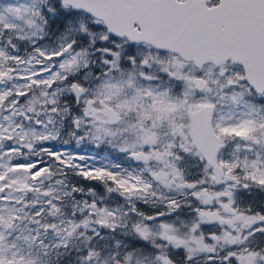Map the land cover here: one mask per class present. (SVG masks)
Here are the masks:
<instances>
[{"label":"rangeland","instance_id":"1","mask_svg":"<svg viewBox=\"0 0 264 264\" xmlns=\"http://www.w3.org/2000/svg\"><path fill=\"white\" fill-rule=\"evenodd\" d=\"M33 1L0 2V38H4L3 30L12 35L4 21L17 28L13 35L20 41L11 51L5 45L9 40L0 39V98L11 95L6 103L12 108L5 109L0 101V154L2 148L11 154L0 157V259L9 264L44 259L42 253L49 247L51 253L61 247L68 249L81 237L84 249L89 245L81 264H178L171 260L170 252L183 250L187 259L200 256L202 250L207 253L212 247L205 242L207 213L220 203L233 204L232 197L243 192L240 188L218 192V182L240 175L243 181L264 187V110L261 104L246 99V95H255L251 87L244 82L228 85L227 80L238 78L237 74L227 78L202 66L198 72L184 60L150 50H141L126 62L128 45L110 39L97 20L89 22L60 0H46L49 16H67L59 39L38 44L33 34L45 28L25 12ZM41 15L46 16L43 11ZM22 19L31 26L27 28ZM79 31H92L97 44H88L94 47L93 66L75 76L84 77L80 84L88 96L101 98L124 113L125 119L116 126L101 113L95 119L89 111L92 118H85L86 98L79 105L69 104L75 99H67L69 85L52 82L58 74L64 76L61 68L75 72L87 63L88 52L75 46L83 43L73 35ZM123 63L127 66L121 67ZM159 70L162 76L157 75ZM148 72L153 75L151 80ZM199 74L207 80L200 91L194 82ZM172 89L177 93L171 94ZM196 92H200L199 98ZM208 102L218 105L214 128L231 145L220 159L225 169L220 175L204 163L205 157L191 135V112ZM74 125L78 127L77 146L72 148L64 136L57 137L61 129L75 133ZM95 143L106 154L99 157L89 147ZM178 149L182 154L176 152ZM179 165L187 171L198 170L197 181L186 180V171ZM54 171L63 176L52 177ZM42 172L44 178L35 180ZM206 177H210V184L202 186ZM37 181L38 186L42 182V188L28 193L26 188ZM145 200V205L158 209L154 215L140 214L145 208L139 203ZM34 203L36 210L44 208L50 213L46 231H41L40 222L35 228L14 225L15 218L27 215L33 209L25 207ZM67 207L83 214L78 219L68 217L65 225L66 218L59 212ZM245 215L240 214L237 221L250 225L261 218L259 213L252 214L251 220ZM212 233L210 237L215 239ZM133 239L152 242L154 249L149 245L145 249L133 247ZM255 257V253L241 254V264H253Z\"/></svg>","mask_w":264,"mask_h":264},{"label":"water","instance_id":"2","mask_svg":"<svg viewBox=\"0 0 264 264\" xmlns=\"http://www.w3.org/2000/svg\"><path fill=\"white\" fill-rule=\"evenodd\" d=\"M64 1L73 9H86L104 19L109 31L118 37L145 40L186 59L194 58L199 64L208 60L219 64L227 59L240 62L245 68L246 80L258 91H264V14L261 11L264 3L256 4L257 10L246 0H222L215 8H207L205 0H125L130 7L124 0ZM141 2H146L151 17L140 13L142 7L138 9V5ZM135 22L142 30L134 27ZM197 81L202 88L205 82ZM81 92L82 89L74 84L73 93L77 100ZM94 102V99L86 102V118L90 110L94 118L98 117L99 109L91 107ZM100 103L104 105L110 123L119 120L113 107L103 101ZM212 111L211 104L195 111L192 136L196 147L220 175L223 171L217 163V154L221 143L213 129ZM208 219L211 223L223 220L215 212L208 214Z\"/></svg>","mask_w":264,"mask_h":264},{"label":"trees","instance_id":"3","mask_svg":"<svg viewBox=\"0 0 264 264\" xmlns=\"http://www.w3.org/2000/svg\"><path fill=\"white\" fill-rule=\"evenodd\" d=\"M51 21L54 24V22H56L57 20L53 19ZM2 33L6 34L7 32L3 31ZM70 98L73 99L72 94L70 95ZM70 104L74 105V99L70 102ZM185 171L186 172H185L184 178L186 180H188L189 182H196L200 176V173L198 172V170H193V171L185 170ZM209 179H210L209 177H206L204 182L209 181ZM201 182H202V180H201ZM255 191H254L255 193L248 200L245 201L247 205H248V202L251 201L252 199H254L258 193H260L262 196H264V187L259 188V186H255ZM144 202L146 203L147 201L145 200V201L139 203L140 205H142L143 208H145V209L140 210L141 214L150 215V214L155 213L158 210V209L153 208L152 206L145 205ZM151 210L153 212L149 213V211H151ZM261 210H264V204H263V207ZM33 213H34V211L30 212L31 217H33L35 214H37V213H34V215H33ZM44 214L46 215L45 212H42L38 216L41 217V219H43L45 217ZM68 215L73 216V217H81L82 213H76L73 210H69ZM48 217H49V215H48ZM45 219L47 220V218H44V220ZM134 240H136V239L132 240V242H134V243H132L133 247L145 249L146 245H149L151 248L154 249L155 245L152 242H151V244H149V243H146V242L140 241V240H136V242H135ZM86 245H88V244H86ZM88 249H89V245H88V248L84 249V238L82 237V239H79L72 247H70L68 249L61 247V248H57L53 253H51V249L49 247L46 252L42 253L44 255V259H38V260L29 259V260L20 261L19 264H81V259L83 256L82 254L87 252ZM128 249H129V247L126 249V251ZM182 253H184V255H185V252L183 250H178V251L170 252V256L172 257V259H176V258H180ZM0 264H9V261H7L5 259H0Z\"/></svg>","mask_w":264,"mask_h":264},{"label":"flooded vegetation","instance_id":"4","mask_svg":"<svg viewBox=\"0 0 264 264\" xmlns=\"http://www.w3.org/2000/svg\"><path fill=\"white\" fill-rule=\"evenodd\" d=\"M159 71L161 72V70H159ZM230 74H232V73H230ZM234 75H236V74H234ZM237 76H238V78L233 79L237 84L245 82L243 75L238 71H237ZM95 106H98V104L96 103ZM233 180H235L233 177L226 176V179H224V181H221L219 183V185H220V187H226ZM246 185L250 188V191H253L254 188H253L252 184H244V186H246ZM218 192H220V191H218ZM223 193L226 194L225 192H223ZM241 200H242L241 198L238 199L239 202H241ZM263 204H264V196H262L260 193H258L254 199H252L251 201L248 202V207L252 210H258V213H261V218H262V221L264 222V210H261L263 207ZM216 206H217L218 210L221 211L223 206H224V203H220ZM224 216L226 219V215H224ZM223 223H224V221H221L220 224H223ZM257 234H258L257 235V239H258V241H257V244H258L257 255H258V258L260 260V264H264V225L263 224L260 226V229H259ZM223 262H224V264H230L226 257L223 258Z\"/></svg>","mask_w":264,"mask_h":264}]
</instances>
